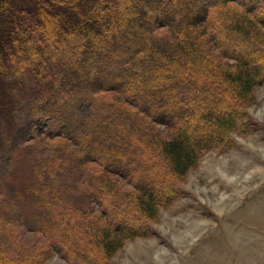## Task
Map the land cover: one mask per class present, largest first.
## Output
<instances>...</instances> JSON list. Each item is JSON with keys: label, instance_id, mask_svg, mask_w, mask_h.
<instances>
[{"label": "trees", "instance_id": "obj_1", "mask_svg": "<svg viewBox=\"0 0 264 264\" xmlns=\"http://www.w3.org/2000/svg\"><path fill=\"white\" fill-rule=\"evenodd\" d=\"M260 84L264 0H0V243L18 222L99 264L147 235Z\"/></svg>", "mask_w": 264, "mask_h": 264}, {"label": "rangeland", "instance_id": "obj_2", "mask_svg": "<svg viewBox=\"0 0 264 264\" xmlns=\"http://www.w3.org/2000/svg\"><path fill=\"white\" fill-rule=\"evenodd\" d=\"M65 102L78 112L90 106L82 96ZM241 108L235 129L202 152L175 181L177 197L146 220L148 234L125 240L99 264H264V85L254 86ZM46 128L43 121L33 124L36 134ZM14 224L0 243L11 235L12 255L22 247L40 264H69L41 234Z\"/></svg>", "mask_w": 264, "mask_h": 264}]
</instances>
